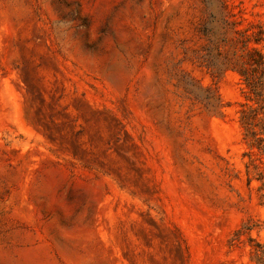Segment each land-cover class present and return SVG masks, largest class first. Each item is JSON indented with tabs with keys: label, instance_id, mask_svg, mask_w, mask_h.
I'll list each match as a JSON object with an SVG mask.
<instances>
[{
	"label": "rangeland",
	"instance_id": "rangeland-1",
	"mask_svg": "<svg viewBox=\"0 0 264 264\" xmlns=\"http://www.w3.org/2000/svg\"><path fill=\"white\" fill-rule=\"evenodd\" d=\"M230 5L264 30V0ZM206 19L203 0H0V264H257L264 155L248 175L238 74L191 61Z\"/></svg>",
	"mask_w": 264,
	"mask_h": 264
},
{
	"label": "trees",
	"instance_id": "trees-1",
	"mask_svg": "<svg viewBox=\"0 0 264 264\" xmlns=\"http://www.w3.org/2000/svg\"><path fill=\"white\" fill-rule=\"evenodd\" d=\"M217 2V4H215ZM208 19L202 24L199 33L204 41L200 50H195L191 60L203 67L217 80L231 71L238 74L244 86L245 102L239 111V123L243 131V141L248 148L245 156L250 158L247 173L251 167L258 172L253 160L254 152L264 155V54L260 45L264 42V30L239 28L233 18L230 0H203ZM187 97L201 105L211 115H223L224 104L216 88L195 87L180 84ZM259 180H263L261 173ZM250 230V228H247ZM243 232L236 231L234 242L240 241ZM251 260L264 264V244L249 238Z\"/></svg>",
	"mask_w": 264,
	"mask_h": 264
}]
</instances>
